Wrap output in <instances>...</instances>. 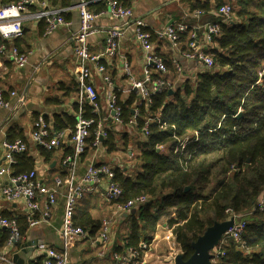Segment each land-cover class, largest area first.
I'll return each mask as SVG.
<instances>
[{
    "label": "trees",
    "instance_id": "obj_1",
    "mask_svg": "<svg viewBox=\"0 0 264 264\" xmlns=\"http://www.w3.org/2000/svg\"><path fill=\"white\" fill-rule=\"evenodd\" d=\"M17 1L0 0V4ZM185 1L190 12L199 9L209 13L228 0ZM47 2L53 8H57L52 6L57 3L70 4V0ZM237 3L240 9L231 7L235 16L230 22L220 23V34L209 49L214 63L210 70H199L172 93L151 94L149 103L141 101L133 91L122 95L115 90L121 122L129 125L134 120L137 134L133 140L135 147L129 146L132 135L129 133V137L128 131L110 130L101 142L108 156L124 158L111 163L113 180L122 190L118 203L139 196L148 198L120 224V230L126 227L123 233L116 232L123 244L115 243L114 248L120 252L136 247L140 241L150 242L161 221L171 231L183 259H188L193 253L192 242L208 226L232 214H242L246 220L242 240L219 243L217 248L222 254L215 264H264V209L258 207L264 193V0H237ZM250 6L254 9H249ZM106 7L107 1L99 0L89 4L88 9L101 12ZM31 9L35 10L33 6ZM208 18L221 19L218 14ZM41 21L45 28L44 20ZM2 43L4 39L0 36ZM165 62L169 65L170 59ZM73 91L77 92V85ZM82 109L85 118L94 120L80 155L81 163H85L94 151L91 145L99 117L88 103ZM75 123L73 115L55 114L51 127L56 131L66 128L72 131ZM144 126L147 134H143ZM15 138H23L22 132L10 140ZM184 139L189 142L175 153L178 141ZM157 145H162V149ZM63 147L64 156L72 153L71 145ZM38 149L45 156L52 151L41 146ZM32 167L33 157L25 151L16 155L12 169L16 174L28 172ZM28 218H11L21 235L27 230ZM31 218L39 219L40 214ZM73 221L95 236L102 220L78 209Z\"/></svg>",
    "mask_w": 264,
    "mask_h": 264
},
{
    "label": "built area",
    "instance_id": "obj_2",
    "mask_svg": "<svg viewBox=\"0 0 264 264\" xmlns=\"http://www.w3.org/2000/svg\"><path fill=\"white\" fill-rule=\"evenodd\" d=\"M99 0H79L76 8L79 13V28L71 36L73 42V51L75 55V75L77 81V100L74 117L76 123L72 131L53 130L46 119L39 115L33 123L30 141L46 150H54L62 147L68 135L69 143L72 146V153L63 157L62 164L65 167L66 175L56 178L52 187H46L36 177L34 169L28 172L11 173L8 175V182L0 185V194L9 201H15L23 198L26 203V209L30 212L28 218L29 225H35L40 219H32L35 213H41V217L49 216L51 207L56 203L57 195L62 194L63 212L61 216L60 235L63 239V250L56 249L44 243L36 245V250L44 253L43 258L38 264H70L68 248L75 240L89 237L88 231L81 226L74 224L73 217L77 202L87 193L99 194L105 201L116 204L117 213L104 218L97 234L93 240L100 247V255L104 256L105 249L108 248L109 257L112 264H146L154 241H140L136 247H127L123 251H109L110 233L114 220L121 213L130 212L137 205L148 201L146 196H139L136 199L128 200L120 204L122 190L113 180L114 171L111 163H118V159L108 162L105 159V150L101 142L108 135L111 129L110 125L122 123L120 119L121 108L117 104L115 88L108 70V64L101 62L102 57H115L119 50V42L125 34L129 25L133 26L134 39L142 50V77L135 79L132 75L129 65L123 62L122 69L128 77V86L125 92H135L141 101L149 103L151 94L176 88L175 83L169 79V74L178 73L185 75V68L181 60L194 64V74L200 71L210 70L213 67V56L209 49L214 45V38L220 34V23H227L232 20L231 7L228 4L221 5L216 13L221 17L220 21H201L204 14L202 10H194L190 14L183 15L180 21L165 25L155 31L148 30L147 24L141 17H137L131 6L123 5L118 0H105L107 7L105 10L94 13L88 9L89 4ZM39 5L37 11L32 12L30 7ZM60 9L50 8L45 1L41 0H19L0 6V36L2 39H8L19 36L23 31V24L28 20H44L45 32L51 33L58 26H67L69 22L62 16ZM100 13H106L118 21L117 24L107 29L105 36L104 49L102 54L90 53L88 39L97 32L98 29L93 24L95 17ZM153 35L157 39L166 40L178 54L170 58V64L159 56L152 45ZM185 36L186 42L182 44V37ZM182 45H185L182 47ZM0 55H5L16 66L22 67L28 61V54L19 51L15 46L6 47L4 43L0 44ZM199 68V69H198ZM193 71V70H192ZM97 73L101 76L106 85L104 97L106 99L105 115H102L99 94L92 84V75ZM186 78H191L190 74ZM122 92V91H121ZM14 95V92L11 93ZM23 103L21 97L18 98L15 105ZM88 103L91 110L99 119L94 129V140L92 147L94 151L91 157L84 163L83 171L78 174L79 166L82 164L80 155L84 151L85 140L89 135V127L94 123L93 119L83 116V105ZM15 105L4 98L3 90L0 88V107L9 111L15 108ZM134 119L137 116V108L132 110ZM109 120V121H108ZM160 121V118H157ZM134 126L135 121L129 122V126ZM110 128V129H109ZM143 134H147V128H142ZM69 133V134H68ZM189 140H179L174 152L182 151ZM1 147L4 151V157L7 161V167L1 169V172H8L16 163V155L27 151V144L21 140L13 141L3 140ZM162 145H157L162 149ZM45 197L44 211L39 209V198ZM259 209H264V193L258 203ZM119 213V214H118ZM232 225L222 235L219 243L232 239L236 242L242 240L246 220L242 214H232ZM0 227L7 231L6 239L2 249H0V261L7 262L8 254L11 248L20 242L22 235L14 219L0 217ZM218 243V244H219ZM218 246V245H217ZM217 246L211 251L212 259L210 264H215L216 257L222 254Z\"/></svg>",
    "mask_w": 264,
    "mask_h": 264
},
{
    "label": "crops",
    "instance_id": "obj_3",
    "mask_svg": "<svg viewBox=\"0 0 264 264\" xmlns=\"http://www.w3.org/2000/svg\"><path fill=\"white\" fill-rule=\"evenodd\" d=\"M41 1H45L48 6L50 5L47 0ZM78 1L70 0V4L67 6H60L59 3L52 5L57 7L54 9L62 11L61 14L69 22V25L58 26L47 34L45 28L41 26V20H28L23 24L24 29L19 36L4 39L7 48L12 45L16 48L18 47L19 51L27 53L28 61L24 66L18 67L5 55H0V88L3 90L4 98L10 105H15L19 97L23 100L22 104L15 105V108L11 111L0 107V185L7 183L8 175L13 173L12 166L8 172H1V169L7 167L1 142L3 140L13 141V139H10L16 136L18 132H22L24 139L15 138L14 140L21 139L27 144V153L33 157L32 168L35 170L36 177L40 182L49 188L54 185L56 178L64 177V171L66 170L62 164L65 147L63 145H70L68 137L62 147L52 150L47 156L40 152L39 146L34 145L30 141V137L33 123L39 115H42L51 127L53 115H74L75 113L74 107L76 106L77 92L73 91V89L76 87L77 81L71 36L79 28V13L76 8ZM125 1L123 5L131 6L134 14L143 18L148 30L152 32L165 25L180 21L184 13L190 14L193 12L188 11L189 7L185 0ZM33 7L35 10L31 9L32 12L39 9L37 4L33 5ZM215 15H217L216 11H209V13H204L200 19L201 21H206L209 19L208 17ZM117 23L116 19L106 13H100L95 17L93 24L98 30L88 39L90 53L97 55L103 53L107 29ZM133 30L132 25L126 28L125 34L119 42V50L115 57L111 58L110 61L106 57H102L100 60L108 64L113 85L119 89V92L122 91V95L127 94L124 90L128 86V77L122 69L124 61L129 65L135 79L142 77V50L134 39ZM182 41V44H185V36ZM151 42L156 53L164 61L178 54L166 40L157 39L153 35ZM184 46L182 45V47ZM181 64L186 69L195 67L191 62L184 60H181ZM186 72L190 73L191 78L195 75L194 70ZM186 77L184 79H187ZM169 79L175 83L176 88L181 84L175 75L169 74ZM92 84L99 94L100 106L102 112L104 111L102 115H105L106 99L104 93L106 85L103 83L101 76L95 72L92 75ZM12 92H14V95L11 94ZM54 99H57V101L55 102ZM110 127V130L118 132L121 129H125L132 135L131 137L137 136L134 126L118 123L116 125L111 124ZM51 129L53 128L51 127ZM64 130L69 131L68 128ZM129 146L131 145L129 144ZM106 157H108V153H105ZM113 159H119V157L114 156ZM83 167L84 163L79 166L78 174L82 173ZM63 201V195H57L56 203L51 207L49 216L44 218L41 217V213H37L40 214V220L35 225L31 226L28 224L20 242L14 245L7 255L8 261H0V264H38L44 256V253L36 250V245L40 243L63 250V239L60 235ZM44 204L45 197L41 196L39 198L40 211L44 209ZM78 209L79 211L87 210L93 217L100 220L107 212L113 213L112 215L117 213L115 203L105 201L99 194L92 193L85 194L77 202L75 213ZM128 213L120 214L119 225L127 218ZM30 214L26 209V203L23 198L9 201L0 194V217L11 219L23 216L30 217ZM113 227L111 231L113 236L109 239V251L117 250L114 248L115 243L117 244L116 246L123 244L120 239L116 238V229H113ZM5 235H7V231L0 227V249L3 247V237ZM96 236L97 234L95 236L89 235V237L75 240L71 244L67 249L70 264H112L108 248L105 249L104 256H99L100 247L93 242L97 238ZM114 238H116V241ZM151 241H154L153 244L155 243V239ZM23 244L26 246L23 247ZM15 255L16 258H14Z\"/></svg>",
    "mask_w": 264,
    "mask_h": 264
},
{
    "label": "rangeland",
    "instance_id": "obj_4",
    "mask_svg": "<svg viewBox=\"0 0 264 264\" xmlns=\"http://www.w3.org/2000/svg\"><path fill=\"white\" fill-rule=\"evenodd\" d=\"M226 3L228 5H230V7H234L235 10H238L241 7L237 3V0H228V1H226ZM249 9L252 10V9H254V7L253 6H250ZM234 14L235 13L233 11L232 12V16L233 17L235 16ZM185 70L186 71H192L194 69L192 67V68H187V69L185 68ZM189 74H190L189 72H185V76H181V75H179V72L178 73H172V75L177 76V78L180 81L179 83H181L183 80H185L184 77H186ZM124 131H125V129H121L118 132L119 133H123ZM116 136L118 137V135H116ZM128 136L130 137L129 132H128ZM135 138H136V136L135 137H130L128 139L130 145H132V146L134 145L133 144V140ZM106 158L105 159L108 162H112V160H113V156H108ZM118 160H119V162L121 160L124 161V158L123 159L122 158H119ZM112 214L113 213L107 212V214L104 215L101 220H103L106 217L111 216ZM245 214L247 215L248 213H245ZM120 218H121L120 215H118V217L114 220V224H113L114 227L112 226L113 229H116L115 230V236L117 235L116 234L117 231L120 232V233H123L124 230H126V227H125V229L124 228H121V230H120V227H119L120 225L118 224L119 221H120ZM161 223L162 222L160 221L156 225V229H155V231L153 233L152 239H155V243L152 245V250H151V253H150L149 257L147 258V263L146 264H174V258H175V256H177L180 253L177 244L174 242V237H173L171 231L168 228H166V226H164V225L162 226ZM120 233H118V235L116 236L117 239H118V236L120 235ZM111 236H113L112 233H110V237ZM116 238H114L115 241H116ZM215 261H217V257H216Z\"/></svg>",
    "mask_w": 264,
    "mask_h": 264
},
{
    "label": "water",
    "instance_id": "obj_5",
    "mask_svg": "<svg viewBox=\"0 0 264 264\" xmlns=\"http://www.w3.org/2000/svg\"><path fill=\"white\" fill-rule=\"evenodd\" d=\"M172 93L173 90H168ZM188 187L185 188L187 190ZM233 217L220 222H214L192 242L193 253L188 259H183L181 253L174 258V264H210L212 259L211 251L218 245L222 235L232 225ZM23 247L26 245H22ZM24 251V250H23ZM16 258V255L15 257ZM21 263V261H19Z\"/></svg>",
    "mask_w": 264,
    "mask_h": 264
}]
</instances>
